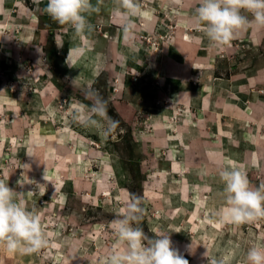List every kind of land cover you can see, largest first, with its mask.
Returning a JSON list of instances; mask_svg holds the SVG:
<instances>
[{
  "label": "rangeland",
  "instance_id": "rangeland-1",
  "mask_svg": "<svg viewBox=\"0 0 264 264\" xmlns=\"http://www.w3.org/2000/svg\"><path fill=\"white\" fill-rule=\"evenodd\" d=\"M47 2L0 0V180L41 210L50 241L34 253L0 248V264H106L125 248L110 222L129 193L142 197L145 233H170L188 264H246L264 246V217L219 222V173L264 184V28L218 46L193 22L199 0H139L148 15L124 40L114 0H92L94 31L77 36ZM69 48L86 52L67 64ZM89 89L119 121L107 139L72 118L69 103H90Z\"/></svg>",
  "mask_w": 264,
  "mask_h": 264
},
{
  "label": "clouds",
  "instance_id": "clouds-1",
  "mask_svg": "<svg viewBox=\"0 0 264 264\" xmlns=\"http://www.w3.org/2000/svg\"><path fill=\"white\" fill-rule=\"evenodd\" d=\"M98 3L94 5L92 0H48L45 11L58 24L70 26L77 36L90 37L94 29L88 16L100 11ZM114 4L113 12L124 18L123 39L130 40L134 37L133 17L148 13L143 11L139 0H114ZM192 19L203 27L211 43L226 46L239 31L249 27L264 28V0H199ZM74 52L80 56L86 49L69 48L67 64ZM77 78L72 80V84ZM85 95L90 103L79 100L69 103L73 109V120L95 129L103 139L109 138L119 128V121L109 115L107 101L97 91L89 89ZM23 167L29 168V165L24 164ZM219 175L224 185V206L216 213L219 222L245 223L264 217V184L251 185L244 171L229 166L224 167ZM17 183L24 184L23 180ZM35 186L37 189L41 185ZM23 194L0 180V248L8 253H34L50 244L42 228L41 210L35 204L31 208L26 207L20 198ZM27 194L32 196L37 192L28 191ZM145 211L142 197L129 193L123 215L110 222L118 241L123 242L125 248L124 251H112L106 264H188L173 247L170 233L160 230L153 237L145 233L139 223ZM204 255L208 257L207 251ZM245 260L246 264H264V246L250 247ZM208 264H225V261L213 258L208 260Z\"/></svg>",
  "mask_w": 264,
  "mask_h": 264
}]
</instances>
